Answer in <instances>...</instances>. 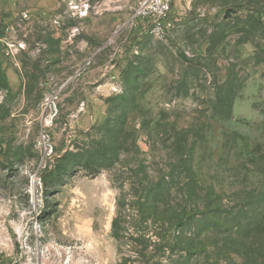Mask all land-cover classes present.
<instances>
[{"label": "rangeland", "instance_id": "374dc122", "mask_svg": "<svg viewBox=\"0 0 264 264\" xmlns=\"http://www.w3.org/2000/svg\"><path fill=\"white\" fill-rule=\"evenodd\" d=\"M144 1L0 0V264L122 262L114 143L223 199L176 264H264V0H176L157 37Z\"/></svg>", "mask_w": 264, "mask_h": 264}, {"label": "trees", "instance_id": "16d2710c", "mask_svg": "<svg viewBox=\"0 0 264 264\" xmlns=\"http://www.w3.org/2000/svg\"><path fill=\"white\" fill-rule=\"evenodd\" d=\"M119 147L114 143V186L118 191L111 232L118 243L120 264H160L153 262L165 256L168 263L176 264V255H181L177 257L181 262L203 252L205 247L199 242L213 219L226 214L221 196L198 187L192 175L183 186L175 187L167 174L150 175L148 166L138 158L123 163ZM125 149L126 156H133L132 149ZM118 168L125 170L118 174Z\"/></svg>", "mask_w": 264, "mask_h": 264}, {"label": "built area", "instance_id": "2783aa9c", "mask_svg": "<svg viewBox=\"0 0 264 264\" xmlns=\"http://www.w3.org/2000/svg\"><path fill=\"white\" fill-rule=\"evenodd\" d=\"M176 0H145L137 11V15L146 21L147 34L160 36L166 29L168 17Z\"/></svg>", "mask_w": 264, "mask_h": 264}]
</instances>
